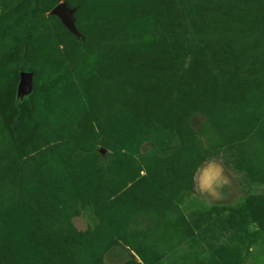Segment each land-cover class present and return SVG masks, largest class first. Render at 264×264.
Returning a JSON list of instances; mask_svg holds the SVG:
<instances>
[{
	"label": "rangeland",
	"instance_id": "obj_1",
	"mask_svg": "<svg viewBox=\"0 0 264 264\" xmlns=\"http://www.w3.org/2000/svg\"><path fill=\"white\" fill-rule=\"evenodd\" d=\"M0 264H264V0H0Z\"/></svg>",
	"mask_w": 264,
	"mask_h": 264
},
{
	"label": "water",
	"instance_id": "obj_2",
	"mask_svg": "<svg viewBox=\"0 0 264 264\" xmlns=\"http://www.w3.org/2000/svg\"><path fill=\"white\" fill-rule=\"evenodd\" d=\"M51 12L53 14H56L61 20L62 22L66 25V27L71 30V31H75L74 30V23H73V19H72V10L70 8H68L64 3H58L52 10ZM28 74L25 75V77H27Z\"/></svg>",
	"mask_w": 264,
	"mask_h": 264
}]
</instances>
